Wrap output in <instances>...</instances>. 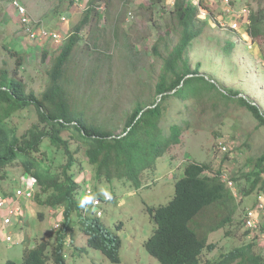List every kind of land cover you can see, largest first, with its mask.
Segmentation results:
<instances>
[{
  "label": "rangeland",
  "instance_id": "374dc122",
  "mask_svg": "<svg viewBox=\"0 0 264 264\" xmlns=\"http://www.w3.org/2000/svg\"><path fill=\"white\" fill-rule=\"evenodd\" d=\"M13 1L0 0V78L4 69L11 74L16 67V58L11 57L10 49L16 51L23 57L18 78L24 81L28 92L41 97L50 85L51 58L60 51L81 19L89 0H16L26 8L33 22L62 33L64 39L60 43L30 40L12 7ZM170 1L152 4V0H145L140 4L131 0H96L98 14L81 31L80 41L68 58L61 80L77 115L120 135L139 102L160 100L162 95L157 93L155 84L163 73L169 51L181 38L180 29H175L171 20L174 4ZM220 2L217 0V7L211 11L213 18L223 11ZM233 5H247L252 12L264 11V0H233ZM224 15L227 16L225 12ZM62 16L66 20H61ZM197 17L203 23L204 19ZM183 58L192 70L198 69L199 75L215 80L216 89L198 88L195 96L186 92L184 96L172 95L165 99L158 125L166 138L154 145L155 148L163 145V148L155 156L147 154L134 171H125L123 177L115 176L109 181L96 179V168L86 157L83 146L70 132L64 133V138H70L71 149H80L71 171L78 183L76 196L85 206L86 218L80 220V214L73 211L76 224L63 238L62 264H159L145 247L155 226L150 208L172 199L175 182L191 161L206 162L215 170L220 169L224 177L238 182L240 189L248 186L240 174L252 169L264 153V123L239 99L258 105L264 113V35L254 39L243 29H224L212 21L192 41ZM173 79L174 75L170 74L168 80ZM220 91L235 98L225 99ZM8 121L20 136L39 123V117L36 108L28 106ZM176 126L181 127V132L178 142L172 143L170 136ZM159 137L155 135L154 140ZM220 142L226 145V151L220 148ZM44 146L50 147L47 141ZM46 151L47 157L40 154L46 165L57 167L66 162L67 157L61 151L53 148ZM5 171L6 178L0 179V189L6 193L26 182L27 174L21 165L10 166ZM136 173L138 177H134ZM89 187L93 193L87 195ZM41 191L38 189V196ZM96 194L102 199L106 195L111 197L100 205L103 211L100 221L109 236L120 238L118 261L87 242L83 224H90L95 216L90 204ZM259 194L254 191L242 195L238 191L233 222L209 235V242L215 248L205 250L202 261L212 263L224 253L251 242H254L252 253L264 256V241L257 239V243L244 234L246 229L242 224L246 207L256 205ZM45 195L41 198L45 199ZM35 197L33 202L22 200L26 206L24 219L21 225H12L9 229L16 241L10 243L0 238V264L8 259L21 263L24 251L41 242L48 244V259L44 264L54 263L53 251L59 240L53 224L63 225L65 206H45ZM262 221L264 226V213ZM21 232L24 240L17 239Z\"/></svg>",
  "mask_w": 264,
  "mask_h": 264
},
{
  "label": "trees",
  "instance_id": "16d2710c",
  "mask_svg": "<svg viewBox=\"0 0 264 264\" xmlns=\"http://www.w3.org/2000/svg\"><path fill=\"white\" fill-rule=\"evenodd\" d=\"M158 1L162 0H152V4ZM95 2L96 0L88 1L81 19L60 47V51L51 58L52 63L48 69L50 85L41 97L32 91L28 92L24 81L18 78L23 57L16 51L10 49L11 57L16 58V67L11 74L4 69L0 78V179L6 178L5 169L21 165L29 180H35L37 183L35 196L38 197L40 204L65 206V220L57 234L59 243L53 251L52 264H62L64 261L63 238L76 224L72 219L73 211L76 210L80 214V220L85 221L86 218L83 212L86 211L85 206L76 196L79 193L78 183L71 171L77 161L75 154L80 153V149L72 150L70 138H64V133L70 132L83 146L86 157L96 168V179L104 178L109 181L115 176L123 177L125 171H134L133 168L143 163L147 154L153 153L155 156V153L161 152L163 145H157L156 148L154 145L161 138H166L158 125L164 113L162 105L165 99L172 95L184 96L186 92L195 96L198 88L216 89L217 83L199 75L198 69L192 70L183 58L192 41L203 34L204 26L208 25L209 21L204 19L201 23L197 17L198 6L195 3L189 0H176L171 11L173 17L171 20L174 28L180 29L181 38L169 51L163 73L155 84L157 93L162 95L160 100L146 104L139 102L126 122L124 133L120 135H115L113 131L94 122H87L85 117L74 112L61 80L66 71L68 58L80 41L81 31L90 23L91 17L98 14ZM248 31L254 39L264 35L262 9L257 12L251 10ZM156 46L154 52L158 51ZM170 74L174 75L171 82L168 80ZM174 89L173 94L167 93ZM220 93L225 99L235 98L230 93L222 91ZM239 100L264 123V113L258 105L242 97ZM28 106L36 108L39 123L19 136L8 120L17 111ZM180 132L181 127H174V132L170 136L172 143L178 142ZM155 135L160 137L154 140ZM46 141L50 147L44 146ZM51 148L61 151L63 157H67L66 162L57 167L46 165L40 154H46L47 157L46 150ZM138 176L137 173L134 174V177ZM240 176L247 181L248 186L240 189L239 183L232 178L239 193L250 195L254 191L264 192V153L257 158L252 169L242 171ZM38 189L42 190V194H46L45 199L41 198L42 194L37 195ZM0 193L7 194L2 189ZM94 198L101 199V204L103 201H109L105 200V197L102 199L98 194ZM238 198L223 181L220 169L215 170L206 162H189L183 170V175L175 182L172 199L166 204L150 208L155 226L145 242L146 249L159 264H233L236 261L238 264H264V256L252 253L254 242L224 253L212 263L202 261L204 251H212L215 248V245L209 242V235L233 222ZM92 201L90 208L93 207L95 216L90 224H83L88 234L87 242L102 250L111 260L118 261L120 238L107 234L104 224L100 221L103 215L101 204L98 206L101 215H98ZM247 233L245 231L244 234ZM229 234L230 232L227 233ZM47 248L48 244L41 242L24 251L21 263L8 259L5 264H44L48 259Z\"/></svg>",
  "mask_w": 264,
  "mask_h": 264
},
{
  "label": "built area",
  "instance_id": "2783aa9c",
  "mask_svg": "<svg viewBox=\"0 0 264 264\" xmlns=\"http://www.w3.org/2000/svg\"><path fill=\"white\" fill-rule=\"evenodd\" d=\"M133 3H143L145 0H131ZM176 0H171L172 4ZM192 3L197 4L198 14L202 19H207L210 23L212 21L214 24H218L219 27L224 29L239 30L243 29L244 32H249L250 25V15L251 8L247 5L241 7H235L233 5V0H220L223 5V11L216 17H212V12L203 0H189ZM12 7L17 15L19 16V22L22 24L24 33L28 36L30 40H53L56 43H60L64 36L62 33L56 30H50L44 25H39L33 22L31 17L28 15L26 8L20 4L18 1L14 0L12 2ZM224 12L227 16L224 15ZM61 20H66L65 16L61 17ZM249 34V33H248ZM220 148L224 151L227 150L226 145L220 142ZM223 181L227 186L232 189L235 196L238 195L237 188L234 181L230 177H224L222 175ZM36 181L29 180L26 177V182L17 186L13 189V192L2 194L0 193V238L6 240L7 242L13 243L16 238L9 230L12 225H20L26 214V206L22 200H33L36 191ZM92 193V189L88 188V194ZM258 195V200L256 205L246 207L243 215V226L246 229L248 237L254 238L258 243L259 240L264 241V226L262 221V215L264 213V192H260ZM110 196L106 195L105 200H110ZM93 205L97 210V214L101 215V211L98 210V206L101 204V199L94 198L92 201ZM54 228L58 231L62 227L61 223L55 222ZM8 228V229H7ZM18 240H24L23 233H19Z\"/></svg>",
  "mask_w": 264,
  "mask_h": 264
},
{
  "label": "crops",
  "instance_id": "0c3cea01",
  "mask_svg": "<svg viewBox=\"0 0 264 264\" xmlns=\"http://www.w3.org/2000/svg\"><path fill=\"white\" fill-rule=\"evenodd\" d=\"M217 0H206V5L208 6V8L212 11L215 7V3ZM220 1V0H219ZM221 3V2H220ZM222 4V3H221ZM223 6V5H222ZM57 30V29H56Z\"/></svg>",
  "mask_w": 264,
  "mask_h": 264
},
{
  "label": "clouds",
  "instance_id": "9594fccd",
  "mask_svg": "<svg viewBox=\"0 0 264 264\" xmlns=\"http://www.w3.org/2000/svg\"><path fill=\"white\" fill-rule=\"evenodd\" d=\"M28 177V176H27ZM17 186H19V185H17ZM16 186V187H17ZM36 190H37V185H36ZM35 193H36V191H35ZM35 198V197H34ZM34 200V199H33ZM33 200H28V201H31V202H33ZM90 200H91V198H88V201L90 202ZM110 200H111V198H110ZM95 210H96V208H94ZM22 223V222H21ZM21 225V224H20ZM61 230V229H60ZM60 230H58V232L60 231ZM57 231V230H56ZM23 236H24V234H23ZM70 239V238H69ZM72 241V239H70V242ZM69 242V243H70Z\"/></svg>",
  "mask_w": 264,
  "mask_h": 264
},
{
  "label": "bare ground",
  "instance_id": "6f19581e",
  "mask_svg": "<svg viewBox=\"0 0 264 264\" xmlns=\"http://www.w3.org/2000/svg\"><path fill=\"white\" fill-rule=\"evenodd\" d=\"M197 5V4H196Z\"/></svg>",
  "mask_w": 264,
  "mask_h": 264
}]
</instances>
